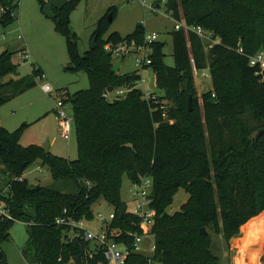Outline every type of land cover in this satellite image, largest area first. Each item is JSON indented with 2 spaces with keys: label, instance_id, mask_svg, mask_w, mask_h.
Masks as SVG:
<instances>
[{
  "label": "trees",
  "instance_id": "1",
  "mask_svg": "<svg viewBox=\"0 0 264 264\" xmlns=\"http://www.w3.org/2000/svg\"><path fill=\"white\" fill-rule=\"evenodd\" d=\"M162 1L174 20L191 28L202 26L221 42L208 48L192 29L175 28L172 67L165 63V44L152 43V64L147 67L155 71L164 94L153 93L157 98L149 100L137 87L142 78L139 70L115 73L113 58L105 49L107 43L121 41L143 44V24L126 37L113 32L103 39L110 24L107 16H116L113 6L98 21L97 46L81 55L71 27L75 0L54 9L56 28L65 37L75 65L72 70L86 71L90 81L88 89L71 94L66 88L57 94L73 106L79 156L72 160L39 144L23 145L31 124L9 130L0 122V199L14 217H0V250L19 220L28 225V240L21 249L28 264H78L76 257L80 264L105 262L100 251L89 256L97 249L83 232L69 238V228L56 223L60 216L93 220V206L100 200L114 208L112 227L123 230L116 240L131 247L128 235L137 231L139 219L126 210L120 215L126 206L121 195L124 176L132 183L153 179L151 206L157 212L151 230L153 254L131 250L126 264H220L210 231L223 234L229 246L244 224L264 212V133L255 136L264 122V70L249 60L264 51V0ZM160 2L155 0L153 6ZM47 3L41 0L43 11ZM18 7L19 0H0V24L13 23ZM25 52L17 53V60L16 52L9 49L0 53V108L43 78L34 67L31 75L5 81L17 74L19 55ZM203 69L209 70L213 88L199 97L194 73ZM127 84L133 90L126 97L105 95ZM166 100L174 105L169 107ZM37 162L49 168L54 180L73 182L76 190L30 184L24 175ZM181 188L189 198L170 214L167 209ZM253 225L264 233V214L244 229Z\"/></svg>",
  "mask_w": 264,
  "mask_h": 264
},
{
  "label": "rangeland",
  "instance_id": "2",
  "mask_svg": "<svg viewBox=\"0 0 264 264\" xmlns=\"http://www.w3.org/2000/svg\"><path fill=\"white\" fill-rule=\"evenodd\" d=\"M154 1L75 0V8L71 14V27L76 33L80 54L84 55L92 49L91 44L98 28V21L108 13L110 7L114 6L117 9L116 16L112 21H109L110 24L103 35V39L106 40L113 32H119L123 37H126L134 32L138 24H143L147 35L158 34V41L165 44V63L168 66H174L172 32L175 29V20L167 12L162 0L154 12L152 10ZM16 15L17 19L7 27L0 24V52L9 48V50L16 52L15 60H17V53L26 50L28 57L21 61L17 74L7 76L5 81L10 78L31 75L34 67L42 71L43 78L37 79V84L34 87L1 106L0 116L2 114L5 116L3 124L15 127L9 129L3 126L9 130H15L23 123L24 118H28L31 120L30 123L34 124H31L24 132L22 143L39 144L56 155L65 156L72 160L77 159L79 146L74 126L70 142L61 135L58 115L55 112L57 102L60 100L57 94L59 90L66 88L71 94L88 89L90 86L88 74L83 70L75 71L68 68L72 63L70 62L66 39L57 30L54 19L45 15L41 0H19ZM136 70H139L143 79V81L141 79L138 82V88L159 95L164 94V91L157 85L156 73L151 67L139 68L135 64L134 56L125 57L123 68L120 70L121 74ZM194 78L199 97L213 88L209 70L195 71ZM46 83L51 85L52 93L44 91L43 85ZM166 102L169 107L174 105L172 101L166 100ZM63 108L71 117L74 125L72 104L65 102ZM39 163L32 165L25 173V178L30 184L50 186L63 192L76 190L73 182L54 180L49 168ZM132 188L131 180L128 176H124L121 195L128 209L133 208ZM4 192L7 194V189ZM188 198L189 194L181 188L175 195L171 206L168 207V212L173 214L179 211ZM93 211L96 218L98 213L109 215L114 212V208L105 200H100L94 204ZM91 221L87 222L88 226L96 229V224ZM210 232L213 238V250L220 258V264H238L236 263L238 262L237 259H235L238 252L235 240H231L228 246L223 234L215 233L213 230ZM27 240V223L16 220L11 228V238L1 246L0 255L3 253V257L0 256V264H28L21 252ZM154 240L153 236L144 240L142 243L143 254H153L150 246L155 242ZM231 246L233 249L229 248ZM261 258L260 264H264V254Z\"/></svg>",
  "mask_w": 264,
  "mask_h": 264
},
{
  "label": "built area",
  "instance_id": "3",
  "mask_svg": "<svg viewBox=\"0 0 264 264\" xmlns=\"http://www.w3.org/2000/svg\"><path fill=\"white\" fill-rule=\"evenodd\" d=\"M152 10L156 12V8L152 4ZM3 11V8L0 9ZM186 27L192 29L203 40L205 45L210 48L214 44L220 43L218 37H214L211 31L204 29L202 26H194L193 28L186 26L184 23L175 20V28L180 29ZM158 41V34L152 33L145 36L143 44H138L135 40L121 41L119 43H107L105 45L115 64L120 59H125L127 56H134L135 64L139 68H145L152 64L151 54L153 52L152 43ZM238 52L244 54L243 48L239 47ZM19 61L26 60L27 53L19 55ZM250 64L264 70V51H259L254 55L249 56ZM207 75V74H205ZM142 79V78H141ZM140 79V80H141ZM139 80V81H140ZM138 81V82H139ZM143 81V79H142ZM138 85V84H137ZM43 89L47 93H52V87L49 83L43 85ZM133 90L131 85H124L116 88L112 94L106 93V96H111L112 99H121ZM143 91L144 99H156L157 95L152 92ZM64 101L62 98L57 102V115L59 119L61 135L66 140H71L73 121L71 117L64 110ZM132 209L126 211L139 219L137 223V231L129 233L128 237L132 238V246H128L125 242H118L116 239L123 235V230L120 228H113L111 223L115 219V213L111 212L109 215L98 213L97 217L91 222L96 224V229L88 226L85 218L76 220L72 217L60 216L56 219V223L61 226L69 228V238L80 235L83 232L84 238L91 242L96 252H89V256L93 257L95 253L100 251L104 257L105 262L101 261L99 264H126V260L130 251L142 253V243L144 240L153 236L151 233L152 227L155 223L157 212L152 208V192H153V179L145 177L138 183H132ZM0 217L5 219H14L9 211L8 204L4 199H0ZM154 237V236H153ZM151 251L155 249V242L150 246ZM61 261L62 258H59Z\"/></svg>",
  "mask_w": 264,
  "mask_h": 264
},
{
  "label": "crops",
  "instance_id": "4",
  "mask_svg": "<svg viewBox=\"0 0 264 264\" xmlns=\"http://www.w3.org/2000/svg\"><path fill=\"white\" fill-rule=\"evenodd\" d=\"M7 49H9V48H7ZM7 49H5V50H7ZM24 51H26V50H24ZM123 65H124V60H123L121 69L123 68ZM4 117L5 116H3V114H2V116H0V122H1L2 125H4L3 124ZM30 121L31 120H28V118H24L23 119V123L24 122L30 123ZM30 124H34V123H30ZM4 126H6V125H4ZM6 127L11 129L10 127H15V126H10V127L6 126ZM68 142H70V140ZM21 143H22V141H21ZM22 144L23 145H30V144H24V143H22ZM24 177H25V175H24ZM262 214H264V212H262L261 214L253 217L252 219H250L246 224H244L241 227L240 233H239L240 236L239 237L237 236L236 238L234 237V238L231 239V240H233V239L235 240V243H236L235 245L238 248V252H237V255H236V258H235V259H237L238 262H236V263H238V264H260V262L262 261L261 257L264 254V233L259 232L257 226H255V225H253L248 230L244 229V227L247 224L251 223L252 221H254L256 219H258ZM257 237H259V239H258V241L256 243ZM230 249H233L232 246L230 247Z\"/></svg>",
  "mask_w": 264,
  "mask_h": 264
},
{
  "label": "water",
  "instance_id": "5",
  "mask_svg": "<svg viewBox=\"0 0 264 264\" xmlns=\"http://www.w3.org/2000/svg\"><path fill=\"white\" fill-rule=\"evenodd\" d=\"M66 5V0H48V3L46 4V6L44 7V13L47 17H49L50 19H55L56 18V13L54 11V9H58V10H61L64 6ZM113 17H112V14H110L108 16V20L109 21H112ZM97 46V36L95 35L93 37V40H92V44H91V48H95ZM122 63H123V59H120L118 60L112 67V70L115 72V73H119L120 72V69L122 67ZM69 69H74L75 68V65L74 64H71L69 67ZM189 108L190 110H193V106H192V96H189ZM264 133V122L262 124V127L259 128L257 131H256V138L260 137L262 134ZM126 210V206H122L121 210H120V215L122 216L124 214ZM202 232L203 233H206V229L203 228L202 229ZM1 256V255H0ZM75 261L76 263L80 264V258L79 257H76L75 258Z\"/></svg>",
  "mask_w": 264,
  "mask_h": 264
}]
</instances>
